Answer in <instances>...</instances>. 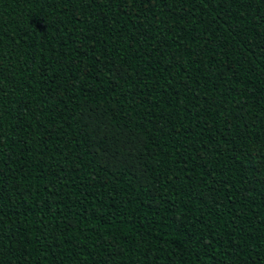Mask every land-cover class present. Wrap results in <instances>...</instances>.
Returning <instances> with one entry per match:
<instances>
[{"label":"trees","instance_id":"16d2710c","mask_svg":"<svg viewBox=\"0 0 264 264\" xmlns=\"http://www.w3.org/2000/svg\"><path fill=\"white\" fill-rule=\"evenodd\" d=\"M0 264H264V0H0Z\"/></svg>","mask_w":264,"mask_h":264}]
</instances>
